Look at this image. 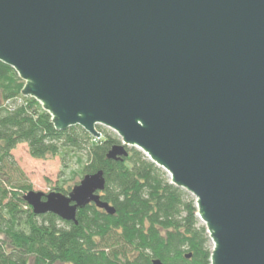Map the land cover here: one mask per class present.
Listing matches in <instances>:
<instances>
[{
    "label": "water",
    "instance_id": "obj_1",
    "mask_svg": "<svg viewBox=\"0 0 264 264\" xmlns=\"http://www.w3.org/2000/svg\"><path fill=\"white\" fill-rule=\"evenodd\" d=\"M0 61L57 131L108 128L109 160L135 148L192 195L211 264H264V0H0ZM105 188L24 201L77 225L116 214Z\"/></svg>",
    "mask_w": 264,
    "mask_h": 264
},
{
    "label": "trees",
    "instance_id": "obj_2",
    "mask_svg": "<svg viewBox=\"0 0 264 264\" xmlns=\"http://www.w3.org/2000/svg\"><path fill=\"white\" fill-rule=\"evenodd\" d=\"M24 86L0 61V264H211V240L192 195L135 148L120 162L109 160L121 144L114 132L97 127L98 140L81 127L57 131L42 105L23 96ZM22 144L36 160H75L74 182L103 171L102 200L116 214L91 204L78 212L77 225L35 215L24 201L32 186L12 154ZM74 187L56 191L69 195Z\"/></svg>",
    "mask_w": 264,
    "mask_h": 264
},
{
    "label": "rangeland",
    "instance_id": "obj_3",
    "mask_svg": "<svg viewBox=\"0 0 264 264\" xmlns=\"http://www.w3.org/2000/svg\"><path fill=\"white\" fill-rule=\"evenodd\" d=\"M101 128L110 134L113 133L108 128ZM12 154L25 174L27 184L32 186V191L45 195L54 192L59 193L56 191L58 186L74 187L75 183L80 181L79 177L75 178V182L71 181L72 175H70V172L77 170V165L75 164L76 161L71 160L69 157H66V159L54 157L46 160H36L31 157L28 146L25 144L19 145ZM66 165H68V168H65Z\"/></svg>",
    "mask_w": 264,
    "mask_h": 264
}]
</instances>
